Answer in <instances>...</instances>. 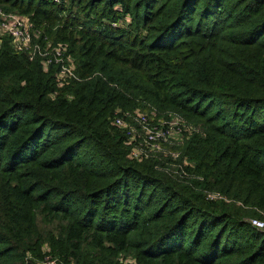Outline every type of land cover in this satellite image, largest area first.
I'll return each instance as SVG.
<instances>
[{
    "label": "trees",
    "instance_id": "16d2710c",
    "mask_svg": "<svg viewBox=\"0 0 264 264\" xmlns=\"http://www.w3.org/2000/svg\"><path fill=\"white\" fill-rule=\"evenodd\" d=\"M0 7L78 76L0 36V264H264V0ZM148 103L197 128L176 160L112 122Z\"/></svg>",
    "mask_w": 264,
    "mask_h": 264
},
{
    "label": "built area",
    "instance_id": "2783aa9c",
    "mask_svg": "<svg viewBox=\"0 0 264 264\" xmlns=\"http://www.w3.org/2000/svg\"><path fill=\"white\" fill-rule=\"evenodd\" d=\"M58 2L59 0H54ZM117 25V23H112ZM119 26H122L120 22ZM38 33L33 28V23L28 17L21 13L7 12L0 7V35L9 37L11 45L15 51H27L32 58L36 50L44 56V65L53 61L59 64L56 72L60 84L66 79H78L74 72L75 64L73 59L68 58L64 63L62 56V47H51L48 42L42 48L34 41L33 36ZM52 57H47V55ZM147 110L142 111L135 108L116 109L112 122L115 126L121 128L127 138V144L130 145V156L136 160L153 158L161 160L165 156L176 160L180 157L181 147L185 139L192 133L197 132V128L188 123L185 117L174 111L160 112L150 105H146ZM211 199L223 198L217 192L207 193ZM250 224L255 229L264 230V217L249 219ZM56 260L49 255H45L44 264H55Z\"/></svg>",
    "mask_w": 264,
    "mask_h": 264
},
{
    "label": "rangeland",
    "instance_id": "374dc122",
    "mask_svg": "<svg viewBox=\"0 0 264 264\" xmlns=\"http://www.w3.org/2000/svg\"><path fill=\"white\" fill-rule=\"evenodd\" d=\"M1 36V35H0Z\"/></svg>",
    "mask_w": 264,
    "mask_h": 264
}]
</instances>
